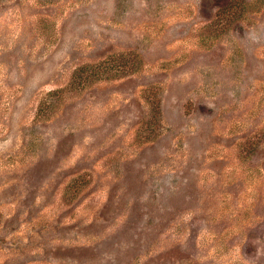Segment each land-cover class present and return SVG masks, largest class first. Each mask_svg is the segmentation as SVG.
<instances>
[{"label":"rangeland","instance_id":"obj_1","mask_svg":"<svg viewBox=\"0 0 264 264\" xmlns=\"http://www.w3.org/2000/svg\"><path fill=\"white\" fill-rule=\"evenodd\" d=\"M0 264H264V0H0Z\"/></svg>","mask_w":264,"mask_h":264}]
</instances>
